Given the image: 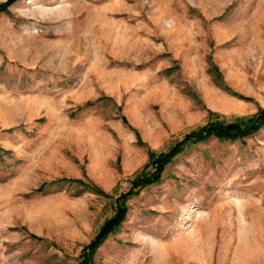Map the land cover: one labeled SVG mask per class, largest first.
Masks as SVG:
<instances>
[{
    "label": "rangeland",
    "instance_id": "obj_1",
    "mask_svg": "<svg viewBox=\"0 0 264 264\" xmlns=\"http://www.w3.org/2000/svg\"><path fill=\"white\" fill-rule=\"evenodd\" d=\"M263 106L264 0L8 2L0 264H78L114 204L73 178L117 195L149 147ZM94 264H264V127L178 154Z\"/></svg>",
    "mask_w": 264,
    "mask_h": 264
},
{
    "label": "trees",
    "instance_id": "obj_2",
    "mask_svg": "<svg viewBox=\"0 0 264 264\" xmlns=\"http://www.w3.org/2000/svg\"><path fill=\"white\" fill-rule=\"evenodd\" d=\"M10 1L12 0L0 3V12L6 10V6ZM87 103L90 104L91 102ZM209 112L211 117L207 122L192 128L169 148L157 150L149 147L147 162L131 179V185L126 191L114 195L83 178L72 179L84 184L86 188L93 190L97 194L112 197L114 204L113 214L105 219L96 235L82 248L78 264H94L97 249L110 234L120 228L125 220L129 211V200L144 187L160 182L167 166L188 146L210 138L231 141L243 139L264 127V106L254 113L230 118H226L215 111L210 110Z\"/></svg>",
    "mask_w": 264,
    "mask_h": 264
}]
</instances>
